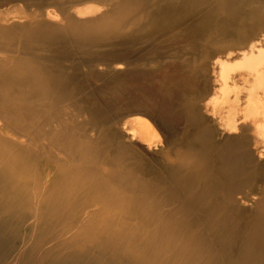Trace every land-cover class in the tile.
Wrapping results in <instances>:
<instances>
[{
  "label": "bare ground",
  "instance_id": "6f19581e",
  "mask_svg": "<svg viewBox=\"0 0 264 264\" xmlns=\"http://www.w3.org/2000/svg\"><path fill=\"white\" fill-rule=\"evenodd\" d=\"M0 264H264V0H0Z\"/></svg>",
  "mask_w": 264,
  "mask_h": 264
},
{
  "label": "rangeland",
  "instance_id": "374dc122",
  "mask_svg": "<svg viewBox=\"0 0 264 264\" xmlns=\"http://www.w3.org/2000/svg\"><path fill=\"white\" fill-rule=\"evenodd\" d=\"M23 5V4H22ZM25 8V7H24ZM77 56V57H76ZM80 56V57H79ZM73 59L69 62V65H81L80 67H82L81 69L82 70H80V72H76V73H79V74H86L87 72H84L85 70V68L87 69V67L89 66L90 67V65H88V63H81V55H77V54H75V56L74 57H72ZM75 58V59H74ZM75 60V61H74ZM78 61V62H77ZM76 63V64H75ZM78 63V64H77ZM86 64V65H85ZM84 67H83V66ZM88 65V66H87ZM95 64H92V66H94ZM91 66V67H92ZM81 71H83V72H81ZM88 71V70H87ZM161 137H162V134L161 133H158V137H156V139H161Z\"/></svg>",
  "mask_w": 264,
  "mask_h": 264
}]
</instances>
